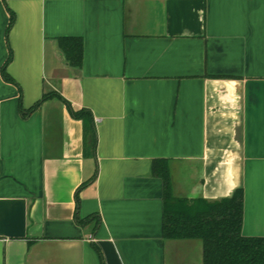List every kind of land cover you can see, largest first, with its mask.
Masks as SVG:
<instances>
[{
	"label": "crops",
	"instance_id": "1",
	"mask_svg": "<svg viewBox=\"0 0 264 264\" xmlns=\"http://www.w3.org/2000/svg\"><path fill=\"white\" fill-rule=\"evenodd\" d=\"M52 91L93 153L64 101L24 115ZM162 160L177 197L243 188L264 236V0H0V264H203L164 237Z\"/></svg>",
	"mask_w": 264,
	"mask_h": 264
},
{
	"label": "trees",
	"instance_id": "2",
	"mask_svg": "<svg viewBox=\"0 0 264 264\" xmlns=\"http://www.w3.org/2000/svg\"><path fill=\"white\" fill-rule=\"evenodd\" d=\"M10 11V26L15 21V13ZM61 45L69 64L81 67L84 45L78 38H63ZM8 82L14 80L6 75ZM58 98L68 104L75 118L84 125V150L93 153L97 143L94 117L86 108L73 109L57 92L45 93L24 115L34 112L43 102ZM160 176L164 181V237L169 239L196 238L203 243V264H264V236L243 234L245 194L238 188L229 198L208 200L205 198H183L174 194L168 163L159 161ZM90 216L79 220L87 223ZM99 220H97V225Z\"/></svg>",
	"mask_w": 264,
	"mask_h": 264
}]
</instances>
